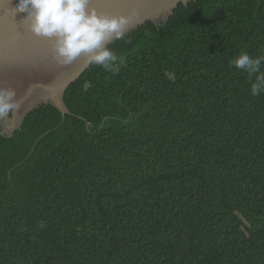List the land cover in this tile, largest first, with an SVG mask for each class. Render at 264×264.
Wrapping results in <instances>:
<instances>
[{
	"label": "trees",
	"instance_id": "obj_1",
	"mask_svg": "<svg viewBox=\"0 0 264 264\" xmlns=\"http://www.w3.org/2000/svg\"><path fill=\"white\" fill-rule=\"evenodd\" d=\"M0 132V264H264V0L179 2ZM264 71V64L261 65Z\"/></svg>",
	"mask_w": 264,
	"mask_h": 264
},
{
	"label": "water",
	"instance_id": "obj_2",
	"mask_svg": "<svg viewBox=\"0 0 264 264\" xmlns=\"http://www.w3.org/2000/svg\"><path fill=\"white\" fill-rule=\"evenodd\" d=\"M189 1L91 0L90 6L97 12L112 15H129L135 11L128 34L147 20L156 24L166 22L179 2L187 4ZM17 3L18 0H0V74L10 72V87L14 86L17 99L24 107L18 117L15 111L10 118H5L6 123L11 122L9 133L0 130L6 136H12L27 114L43 104H53L63 115L69 113L65 93L90 66H84L83 57L72 64L58 66L52 58V42L32 34L24 14L14 15L12 9Z\"/></svg>",
	"mask_w": 264,
	"mask_h": 264
},
{
	"label": "clouds",
	"instance_id": "obj_3",
	"mask_svg": "<svg viewBox=\"0 0 264 264\" xmlns=\"http://www.w3.org/2000/svg\"><path fill=\"white\" fill-rule=\"evenodd\" d=\"M90 5L91 0H18L12 11L16 16L24 14L32 34L52 42V58L58 66L83 57L85 67L95 65L117 74L124 61L108 45L124 39L136 13H100ZM229 63L255 77L251 83L253 96L264 92V55L252 57L241 52ZM20 107L16 90L0 86V121L10 118Z\"/></svg>",
	"mask_w": 264,
	"mask_h": 264
},
{
	"label": "bare ground",
	"instance_id": "obj_4",
	"mask_svg": "<svg viewBox=\"0 0 264 264\" xmlns=\"http://www.w3.org/2000/svg\"><path fill=\"white\" fill-rule=\"evenodd\" d=\"M0 84L2 86H9L10 87V72L6 73V74H0ZM11 88H14V86H11ZM23 106L21 105L20 109L18 111H16V117L19 116V113H21V111L23 110ZM11 122L8 121L7 125L10 128Z\"/></svg>",
	"mask_w": 264,
	"mask_h": 264
},
{
	"label": "rangeland",
	"instance_id": "obj_5",
	"mask_svg": "<svg viewBox=\"0 0 264 264\" xmlns=\"http://www.w3.org/2000/svg\"><path fill=\"white\" fill-rule=\"evenodd\" d=\"M0 130L6 134L11 130V128H9L7 123L5 122V119L3 121H0Z\"/></svg>",
	"mask_w": 264,
	"mask_h": 264
}]
</instances>
